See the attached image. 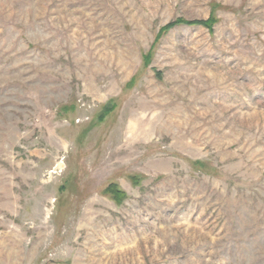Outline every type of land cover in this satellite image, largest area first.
I'll return each mask as SVG.
<instances>
[{
	"label": "rangeland",
	"instance_id": "1",
	"mask_svg": "<svg viewBox=\"0 0 264 264\" xmlns=\"http://www.w3.org/2000/svg\"><path fill=\"white\" fill-rule=\"evenodd\" d=\"M0 264H264V0H0Z\"/></svg>",
	"mask_w": 264,
	"mask_h": 264
},
{
	"label": "trees",
	"instance_id": "2",
	"mask_svg": "<svg viewBox=\"0 0 264 264\" xmlns=\"http://www.w3.org/2000/svg\"><path fill=\"white\" fill-rule=\"evenodd\" d=\"M168 27H170V25Z\"/></svg>",
	"mask_w": 264,
	"mask_h": 264
}]
</instances>
